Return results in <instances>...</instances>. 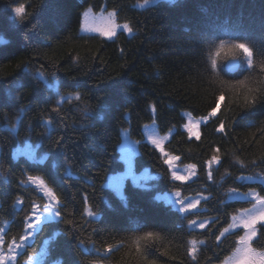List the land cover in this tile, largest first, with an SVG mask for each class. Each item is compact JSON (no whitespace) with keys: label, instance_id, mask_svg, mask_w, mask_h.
<instances>
[{"label":"trees","instance_id":"1","mask_svg":"<svg viewBox=\"0 0 264 264\" xmlns=\"http://www.w3.org/2000/svg\"><path fill=\"white\" fill-rule=\"evenodd\" d=\"M155 1L141 7L143 0H0L1 252L6 256L12 239L24 234L31 202H47L32 190L35 185H21L27 175L45 180L72 221L41 217V230L14 264H29L35 256L47 264H219L233 251L236 235L222 238L219 247L215 240L244 206L227 201L229 188L245 190L235 181L239 174L264 176V0ZM20 3L31 14L23 23L10 11ZM87 7L114 11L132 32L120 31L111 41L82 32ZM233 43L247 44L252 68L223 70V60L239 54L229 51ZM77 95L79 100L61 102ZM220 95L217 116L200 126L199 140L189 137L182 112L207 117ZM253 97L259 102L248 106ZM150 117L160 133L174 130L164 147L181 163L196 165V176L173 181L158 152L141 143L134 169L147 166L154 178L147 188L126 181L117 196L104 183L122 170L120 129L141 136ZM221 123L224 133L216 131ZM24 142L37 145L35 154L45 160L16 153ZM213 156L219 157L215 169L207 163ZM174 189L205 197L203 210L183 215L154 196ZM208 219L218 222L191 228ZM69 231L76 236L71 243ZM147 233L152 236L145 239ZM193 241H204L196 259L190 256ZM253 247L264 250V234Z\"/></svg>","mask_w":264,"mask_h":264},{"label":"snow or ice","instance_id":"2","mask_svg":"<svg viewBox=\"0 0 264 264\" xmlns=\"http://www.w3.org/2000/svg\"><path fill=\"white\" fill-rule=\"evenodd\" d=\"M148 0H145V3H147ZM143 7V5H141ZM10 11L14 13L13 19H17L20 23H23L25 20L29 18L31 15L30 13L26 12L25 4L20 3L14 8H11ZM114 15V13H109V18H111ZM88 16V13H85V17ZM116 27H122L124 30L128 31L129 33L132 32V28L125 23L122 26L113 25L110 28L102 29V28H95L91 27L85 23L83 26L84 31H98L101 35L111 39L116 35ZM221 50H223V45H221ZM229 51L235 53L240 52L244 54L247 57V63L248 67H253V60H252V51L245 43H233L229 49ZM219 54V52L217 53ZM216 62L215 60L212 61V67L215 68ZM55 75V73H53ZM38 78L43 79L44 74L38 73ZM45 84H47V81H44ZM17 89L23 87V85H17ZM16 99H20V97H16ZM71 99L79 100V95L72 97V96H66L62 98V101H67ZM224 100V96L220 95L216 99V106L212 108L211 112L208 114L207 117L203 118V122L206 124L209 119L215 118L217 116V111L220 107V103ZM58 102V103H61ZM259 101L256 99V97H253L251 100L246 101L248 106H253ZM5 103L3 98V90H0V104ZM151 110L155 112V105H151ZM23 112V109H21ZM200 123V122H197ZM184 127L187 129L189 136H195L197 140L200 139L199 133L194 130L196 127L195 124L189 121L188 124L184 125ZM51 127L49 125V131H51ZM219 133H224L225 128L223 124L221 123L220 127L216 129ZM151 144L155 146L156 149H159V152L163 154L164 160L163 163L165 165H168L169 169H173V161H177L180 159V157L175 155H170L168 152L165 151L162 140L151 138ZM163 139H167V137H164ZM57 145L60 144L59 141L56 142ZM62 148V145H60ZM30 158L33 160L35 157L29 153ZM213 162L219 163V157L213 156L212 160L208 161L207 163L211 165ZM188 169L191 170L190 174L195 175V169L196 165L190 164L187 166ZM35 170V169H33ZM26 169H21V174H26ZM171 179L173 181H186L189 179L188 175H182L177 170H171ZM208 179H213V173L210 170L208 172ZM237 180H246V179H254L253 177H244L240 176L236 178ZM22 186H27L28 184L35 185V187L32 189L33 191H39L43 193V195L40 197L41 200H46L47 202L44 204H38L35 201L31 202V211L26 215L25 217V224L26 228L24 231V234L20 236L19 241L16 240V238H13L11 243L8 244V259L5 261V256L3 252H0V264H13L14 261V253L17 249H23L29 238L32 237L34 231L41 230V226L44 221H42L40 218L44 217L45 221L48 220H55L58 223H66L71 224V220H67L62 215V207H61V200L57 197L56 193L53 191L51 187L45 182L43 178L37 175H27L26 180H21ZM261 183H264V180L261 181ZM232 192H235V189L231 190ZM175 197L177 198L175 203L179 205L178 211L187 213L192 209H196L198 204L200 203V199L197 198L194 201H185L181 198V193L177 190L174 193ZM243 197L245 199H249V202L252 203V207L248 209H243L242 214L239 218L236 216L232 217V222L227 223L226 227H223L222 229L218 230L219 234L215 235V240L217 242V247H219L220 243H222V238L227 239L228 235H236L235 240V250L232 254V256L227 257L224 261L221 262V264H264V251H258L256 248L253 247L252 242L258 237L260 234H264V195L256 192L254 189L250 190L249 192H246L243 194ZM16 206H19L23 203L21 199H17L15 202ZM23 210V209H21ZM47 214V215H45ZM95 213L92 211H88V216H94ZM218 220H213L211 223L215 224ZM193 225H195V221L192 222ZM200 229L206 228L205 223H200L199 225H196ZM234 229H241L243 231V234L237 235L233 230ZM71 237L69 243L74 241L76 239V236L74 233L69 231L66 233ZM152 233H147L146 238L151 237ZM4 243L3 236H0V245ZM200 243H203L202 241ZM82 244V242H81ZM196 242L193 241V248L192 252L196 251ZM80 245H77L79 247ZM97 251H99L97 249ZM106 252H111L112 249L108 248L105 250ZM193 259H196V257L193 255ZM64 264H70V261L65 260Z\"/></svg>","mask_w":264,"mask_h":264},{"label":"rangeland","instance_id":"3","mask_svg":"<svg viewBox=\"0 0 264 264\" xmlns=\"http://www.w3.org/2000/svg\"><path fill=\"white\" fill-rule=\"evenodd\" d=\"M147 3H149V5H150V0H148ZM147 3L142 2V5L144 6ZM85 13H88L87 17H85ZM109 13H114V15L111 18H109ZM114 16H115V12L114 11H108V12H106L105 10L96 11L93 7H87L83 11V14H82V29H83V26L85 25L86 22L91 27L102 28V29L110 28L113 25H117V26L124 25V24L118 23L115 20ZM115 31H116V33L118 31L128 32V31L124 30L122 27H116ZM85 32L100 34V32H98V31H85ZM190 120H191V122L193 124L196 125L194 130L198 132L200 125L202 123H204L203 122V118L202 117H200V118H191L190 116H186V124H188ZM197 122H200V123H197ZM183 130L189 136V133H188V131H187V129L185 127L183 128ZM170 134H171V132H168V133H165V134L158 133L156 125L154 123H149V124L144 125L143 134L142 135H143V137H145V139L148 142V144L150 146H152L158 152V153L156 152L157 155H158V158L162 161V164L168 169L170 175H171V170H177L182 175H188L189 179L186 180V181H189L192 178H194L195 175H191L190 174L191 170L188 169V167H187L188 164H182L178 160L177 161H173V169L170 170L168 165H165L163 163V160H164L163 154H161L159 152V149H156L155 146L151 144L150 137L151 138H156V139H161L163 147H164L165 143L167 142V140L170 137ZM164 137H167V139H163ZM191 137H195V136H191ZM119 138H120V142H119V145L117 146L118 147L117 150H118L119 160L122 163V170L119 171V172L117 171L116 173L110 174L106 178L105 187H107L108 189L114 191V193L117 196L121 197L122 189L124 188V186H125L124 183L126 181L131 182L133 185H137V186L139 185L142 188H147L148 187L147 182L149 180H151L152 178H154V175L150 171H146V172L145 171H142V172L141 171L140 172L135 171L134 167H135V158L137 157L138 142L132 139V135H130L128 133V131H123L122 135H120ZM33 149H36L35 145H32L30 142H24L23 144L18 146V149L15 150V151H16V153H18L20 155H23L25 157L30 158L29 153L32 154ZM164 149H165V147H164ZM165 151L167 152L166 149H165ZM169 154L173 155L171 153H169ZM246 180L249 181V182L254 181V180L261 182L262 180H264V178H254V179H250V180L246 179ZM179 182H184V181H179ZM262 184L264 185V183H262ZM247 192H249V191H247ZM174 193L175 192H167V193L157 192V193H155V198L157 197L158 200L160 199L164 203L170 204L174 208L178 209L179 205L177 203H175L177 198L175 197ZM230 193H231V197L230 198L243 199V200H246L247 202H249V199H245L243 197L244 193H241V192H238V191H235V192L231 191ZM181 198L184 199L185 201H194L197 198H199L201 200V198L198 197V196H183L182 194H181ZM251 207H252V203L249 202V204L244 209H248V208H251ZM198 209H199V206H197L196 209H192L190 211H194V210H198ZM242 210L236 212V214H234L233 216H236L237 218H239L240 215L242 214ZM45 215H47V214H45ZM232 217H231L229 223L232 222ZM202 222L205 223L204 221H197V224L199 225ZM4 229L2 227L0 228V236H3ZM235 230H238V229H234L233 231H235ZM239 234H243V231L241 229H240V233ZM28 243H30V242L28 241L27 244ZM20 250L21 249H17L16 252L13 255L15 256L17 254V252H19ZM234 250H235V247H234L233 251L230 253V255L228 257L232 256ZM257 250L258 251H264V250H259V249H257ZM1 251H2V245H0V252ZM35 258H36V260L34 259V260L29 261V264H47L46 260L39 259L37 256H35ZM7 259H8V256H5V261H7ZM13 264H14V261H13ZM219 264H221V263H219Z\"/></svg>","mask_w":264,"mask_h":264},{"label":"bare ground","instance_id":"4","mask_svg":"<svg viewBox=\"0 0 264 264\" xmlns=\"http://www.w3.org/2000/svg\"><path fill=\"white\" fill-rule=\"evenodd\" d=\"M99 35H101V34H99ZM101 37L103 38V39H105V40H107V41H111V40H113V38L115 37H113V38H111V39H109V38H107V37H105V36H103V35H101ZM151 117L149 118V122L148 123H150L151 122ZM132 138L133 139H138L139 140V145L141 144V143H143V144H148V142L146 141V139H145V137H143L142 135L141 136H139L138 134H136L135 136H133L132 135ZM118 153V152H117ZM140 153V147L138 146L137 147V155ZM118 160H119V156H118ZM148 170H150V168L149 167H147V166H141L140 167V170H138V172H142V171H148ZM106 182V181H105ZM130 183V182H129ZM105 184V183H104ZM112 191V190H111ZM112 192H114V191H112Z\"/></svg>","mask_w":264,"mask_h":264}]
</instances>
